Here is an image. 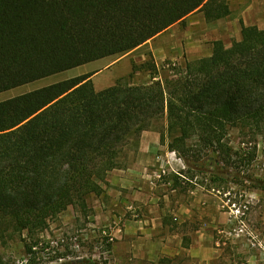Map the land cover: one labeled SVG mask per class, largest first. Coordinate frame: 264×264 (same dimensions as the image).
<instances>
[{"label": "trees", "instance_id": "obj_1", "mask_svg": "<svg viewBox=\"0 0 264 264\" xmlns=\"http://www.w3.org/2000/svg\"><path fill=\"white\" fill-rule=\"evenodd\" d=\"M229 1L0 0V94L126 55L193 13L225 19ZM241 33L172 80L155 73L149 85L120 79L99 90L91 73L0 102V242L41 234L70 207L89 216L87 196L107 197L108 175L136 160L161 120V144L193 165L184 179L204 165L235 176L250 165L256 150L234 155L228 135L264 130V30L242 23ZM37 245L26 243V253Z\"/></svg>", "mask_w": 264, "mask_h": 264}, {"label": "rangeland", "instance_id": "obj_2", "mask_svg": "<svg viewBox=\"0 0 264 264\" xmlns=\"http://www.w3.org/2000/svg\"><path fill=\"white\" fill-rule=\"evenodd\" d=\"M186 25L184 21L126 55L101 59L1 93L0 102L60 81L91 74L108 62L113 67L95 78L96 89L113 86L120 79L133 85H149L155 73L156 81L172 80L187 62L209 57L213 51L212 38L206 32V39L202 43L204 51H190L191 35L187 33ZM149 62L155 63L156 71L144 66ZM135 65L141 70L134 71ZM105 78L107 84L101 87ZM164 126L165 120H161L150 132L160 136L158 131ZM228 136L234 155L256 150V157L250 165L242 167L239 173L230 172L237 176L227 175L224 171L215 173L213 166L204 165L199 170L201 172L196 173L197 169L193 175L185 174L187 179H184L181 172H188L193 165L188 167L164 146L157 149V164L146 171V188L155 197L156 204L164 210L163 214H169L172 223H176L174 218L186 219V222H180L179 229L176 227L172 232H184L190 238L198 236L202 242H208L211 255L215 254L216 257L212 264H264V130L257 136H250L247 130L243 132L235 128L230 130ZM147 143L152 145L155 142L149 138ZM194 143L195 140H192L189 144ZM176 177L179 178V186L174 189ZM99 201L103 204L101 210L96 196L89 198V216L82 215L79 208L70 207L51 221L45 232L34 236L24 233L23 240L17 237L0 242V264H122L114 255V247L118 245L116 228H123L125 218L133 219L136 216V219L143 220L149 213L147 209L131 214L115 211L121 220L118 225L108 211L116 208L115 205L116 209L121 210L122 203H113L108 196ZM26 243L38 244L34 249L35 255L26 253ZM109 243L113 245L111 252L107 247ZM187 260V257L180 256L170 264Z\"/></svg>", "mask_w": 264, "mask_h": 264}, {"label": "crops", "instance_id": "obj_3", "mask_svg": "<svg viewBox=\"0 0 264 264\" xmlns=\"http://www.w3.org/2000/svg\"><path fill=\"white\" fill-rule=\"evenodd\" d=\"M229 5L230 15L216 23H208L204 14L199 12L191 14L184 20L187 23L185 29L191 35L189 42L192 44V48L189 47L190 51L193 49H196L197 52L204 51V46H202L203 39H206L204 32L212 38V45L215 41H222L226 48H229L234 41L241 40L242 23L245 26H255L264 30V0H230ZM184 21L173 25L152 40L174 27L180 26ZM210 27L214 28L210 29ZM147 43L141 47L146 46ZM111 66L112 64L108 62L104 67L92 71L94 76L91 79L94 81L98 75L105 74L108 69L113 67ZM106 84L107 79L105 78L101 87ZM149 138L153 139L155 143L149 145L147 143ZM163 147L159 135L150 131L145 132L136 160L131 162L125 170L112 171L107 177V183L102 184L109 200L113 203L120 201L123 205L121 210L116 209L117 205H115L116 208L112 207L108 211L112 219L116 220V224L119 225L121 220L115 211L131 214L147 209L149 213V216L143 220L136 219V216H133V219L125 218L123 228L120 226L116 228L118 245L114 247V255L117 257V261L122 264H170L180 256L187 257L188 260L179 264H212L216 257L215 254L211 255L208 242H202L198 236L190 238L184 232H172V229L176 227L179 229L180 222H186V219L183 221L179 219V221L174 218L173 221L176 223H172L169 214H163L164 210L156 204L155 197L146 188V171L148 167L157 164L155 159L157 149ZM136 186L139 188L135 189ZM91 196L93 194L87 196V202ZM96 199L100 203L101 210L103 204L99 201V197L96 196Z\"/></svg>", "mask_w": 264, "mask_h": 264}]
</instances>
